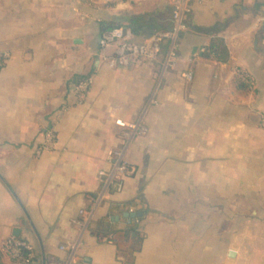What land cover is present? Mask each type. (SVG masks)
Segmentation results:
<instances>
[{"label": "crops", "instance_id": "obj_1", "mask_svg": "<svg viewBox=\"0 0 264 264\" xmlns=\"http://www.w3.org/2000/svg\"><path fill=\"white\" fill-rule=\"evenodd\" d=\"M189 7L167 68L166 40L126 61L99 41L122 27L149 43L172 28L170 0H0V243L28 242L36 264L70 244L72 264H264V0ZM117 119L147 134L126 151L133 175L85 222Z\"/></svg>", "mask_w": 264, "mask_h": 264}, {"label": "built area", "instance_id": "obj_2", "mask_svg": "<svg viewBox=\"0 0 264 264\" xmlns=\"http://www.w3.org/2000/svg\"><path fill=\"white\" fill-rule=\"evenodd\" d=\"M190 0H170L172 5V28L164 33L154 35L151 41L142 46H133L127 43L128 33L122 27H114L112 30L104 34L100 38V45L107 46L113 44L117 47L118 55L121 60L128 59H155L161 50V44L164 40L168 42L167 53L164 67L173 68L176 60V40L181 31L185 29V17L189 13ZM6 54L0 53V69L6 59ZM183 77L190 81L192 72L183 73ZM88 80L79 81L75 85V91L81 100L84 97L88 86ZM120 132V143L115 148L107 151V161L109 167L107 170H101L99 175L103 178L102 186L97 193L95 203L89 209L80 210L79 214L85 222H88L94 213L97 203L110 190L111 186L119 188L122 181L134 173L133 166L126 158V151L135 138L144 137L147 134V128L141 120L126 121L122 119L115 120ZM261 125L264 128V115L261 117ZM45 147L52 148L54 145V135L51 132L45 134ZM131 212V210H129ZM93 235L100 241L113 242L115 237L113 234H105L97 231H91ZM1 251L4 252L12 264H36L34 260V252L31 244L24 240L10 238L0 243ZM75 244L60 245L59 249L66 252V257L62 260H52L49 264H72Z\"/></svg>", "mask_w": 264, "mask_h": 264}, {"label": "trees", "instance_id": "obj_3", "mask_svg": "<svg viewBox=\"0 0 264 264\" xmlns=\"http://www.w3.org/2000/svg\"><path fill=\"white\" fill-rule=\"evenodd\" d=\"M209 48H224L223 45L221 44V42L219 40L217 41H214ZM1 257H2V254H1V250H0V264H3L2 263V260H1Z\"/></svg>", "mask_w": 264, "mask_h": 264}, {"label": "water", "instance_id": "obj_4", "mask_svg": "<svg viewBox=\"0 0 264 264\" xmlns=\"http://www.w3.org/2000/svg\"><path fill=\"white\" fill-rule=\"evenodd\" d=\"M139 215H140L139 212H125L124 213V217H126V218H133V217H136Z\"/></svg>", "mask_w": 264, "mask_h": 264}]
</instances>
